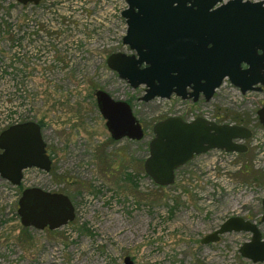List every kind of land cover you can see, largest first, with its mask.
Returning <instances> with one entry per match:
<instances>
[{
  "label": "rangeland",
  "instance_id": "374dc122",
  "mask_svg": "<svg viewBox=\"0 0 264 264\" xmlns=\"http://www.w3.org/2000/svg\"><path fill=\"white\" fill-rule=\"evenodd\" d=\"M81 2L0 0V102L8 87L23 90L28 104H8L13 114L29 112L30 121L44 124L53 154L51 171H25L20 187L0 176V264H124L127 257L134 264H252L239 252L249 233L226 234L209 245L201 240L232 217L257 223L264 238V128L257 116L264 90L243 95L226 80L209 102L174 99L168 111L164 101L141 102L146 88L132 89L107 65L113 53L132 54L123 44L125 21L115 17L113 4L82 11L76 8ZM20 38L34 53L25 56L23 71L14 60ZM37 52L44 58L38 65L28 60ZM7 62L18 66L16 74L2 72ZM97 90L131 102L145 130L142 141L112 139ZM6 111L0 104V125ZM206 115L224 124L244 118L253 132L244 141L248 151L212 150L178 169L173 186L156 185L144 169L154 125L172 116L189 121ZM28 188L67 195L75 219L54 231L25 228L18 210Z\"/></svg>",
  "mask_w": 264,
  "mask_h": 264
},
{
  "label": "water",
  "instance_id": "95a60500",
  "mask_svg": "<svg viewBox=\"0 0 264 264\" xmlns=\"http://www.w3.org/2000/svg\"><path fill=\"white\" fill-rule=\"evenodd\" d=\"M125 1L128 7L122 16L128 30L123 44L133 54L113 53L107 65L132 89L146 88L141 102L170 100L173 95L193 103L201 97L209 102L226 80L243 95L264 90L263 1ZM18 2L38 5L40 0ZM95 97L113 140L144 139L145 130L128 102L114 99L105 90H97ZM257 116L264 128V104ZM153 134L145 173L156 185L170 187L177 170L196 156L212 150L246 153L244 141L253 132L246 126L217 124L202 117L192 122L169 117L154 125ZM0 150V176L12 186H21L26 170L49 173L52 169L36 122L4 130ZM18 214L25 228L54 231L75 219V207L65 194L28 188L19 200ZM242 232L251 234V240L242 245L240 255L254 264L264 263L263 234L257 223L242 217L227 219L201 243L215 244L226 234ZM124 264L134 262L127 257Z\"/></svg>",
  "mask_w": 264,
  "mask_h": 264
},
{
  "label": "built area",
  "instance_id": "2783aa9c",
  "mask_svg": "<svg viewBox=\"0 0 264 264\" xmlns=\"http://www.w3.org/2000/svg\"><path fill=\"white\" fill-rule=\"evenodd\" d=\"M256 1H263L264 2V0H256ZM106 3L113 4V9L115 11V17L117 19H121V20L125 21L124 18L122 17V13L127 8V4H126L125 0H82L81 5L79 7H76V8H78L79 10H82V11H88L91 9L101 11L102 9L105 8L104 5ZM74 10H76L75 7H74ZM126 32H127V24L125 21L123 38H124V35H126ZM84 43L86 46L88 45L87 40H85ZM31 45L32 44L30 42H28V41L24 42L23 38H20V46L18 44L15 46V50H18V51L15 53L16 56H14V57H18V59L15 58L14 60L20 61V71H23L25 68L24 64H25V62H27V60H25V56L26 55H34V53L28 52ZM40 50H42V46H41ZM37 53H38V57L36 59H32V57H31L28 60L34 61L38 65L40 63V60L41 59L44 60V58H43V52H37ZM53 57H54V55L52 53V55H50V59H48V60L50 61L51 59H53ZM8 62L4 65L2 72H4L5 74H8V75L16 74L17 71H15L14 69H15V67H18V66L16 64L7 66L9 64ZM33 68H35V67L30 66V69H33ZM48 72H50V71L48 70ZM23 93H24L23 90L18 91L17 88H13V87H11V88L8 87L6 90H3L2 94H1L0 104L3 108V110L7 109V111L3 115L4 116V122H2L0 125L1 130H5L11 126L19 125V124L30 121V119L26 117V115H28V116L31 115V114H29V112H25V113L20 112V116H18L16 114H13L14 113L13 112L14 111V107H13L14 105L8 104L9 101L17 103V100H20L21 102H25V104H28V100L27 99L24 100V96H23L24 94ZM19 95H20V98H19ZM174 99L179 100V103L183 102L182 100H180L176 97H173L171 100H160V99H158L157 101H164L165 102L164 108L168 111V110H171L172 107L174 106V104H171L172 100H174ZM180 108H181V106H178V104H175V109H180ZM196 118L197 117L194 116L188 120L191 122V121H194ZM204 118L209 120V121H215V119L211 118L209 115L204 116Z\"/></svg>",
  "mask_w": 264,
  "mask_h": 264
},
{
  "label": "trees",
  "instance_id": "16d2710c",
  "mask_svg": "<svg viewBox=\"0 0 264 264\" xmlns=\"http://www.w3.org/2000/svg\"><path fill=\"white\" fill-rule=\"evenodd\" d=\"M116 100H117V99H116ZM126 102H128V103L131 105V107L133 108V106H132V104H131L130 101H126ZM232 120H233V122H232L231 124H234V125H242V126H246V124H248L244 118L234 117V119H232ZM217 123H218V124H224L225 121H223V120L221 121V119H217ZM42 126H44V124H41V125H40L41 128H42ZM142 126H143V125H142ZM260 126H261V125H260ZM114 162H115V161H114Z\"/></svg>",
  "mask_w": 264,
  "mask_h": 264
},
{
  "label": "flooded vegetation",
  "instance_id": "af4514ba",
  "mask_svg": "<svg viewBox=\"0 0 264 264\" xmlns=\"http://www.w3.org/2000/svg\"><path fill=\"white\" fill-rule=\"evenodd\" d=\"M41 1V0H40ZM203 97L200 98V101L202 100ZM205 100V99H204ZM47 153L50 157V159L53 157V154L51 153V150L48 148L47 149ZM197 157V156H196ZM52 160V159H51ZM52 166H53V160H52ZM50 192V191H49ZM52 193H56V192H52Z\"/></svg>",
  "mask_w": 264,
  "mask_h": 264
}]
</instances>
